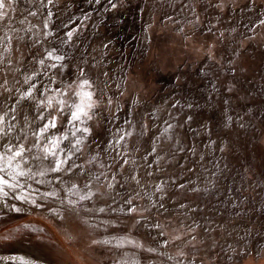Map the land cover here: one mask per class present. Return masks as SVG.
<instances>
[{
    "label": "rangeland",
    "instance_id": "374dc122",
    "mask_svg": "<svg viewBox=\"0 0 264 264\" xmlns=\"http://www.w3.org/2000/svg\"><path fill=\"white\" fill-rule=\"evenodd\" d=\"M0 11V151L54 166L34 159L39 116L57 114L40 101L87 79L96 102L89 132L67 115L50 131L68 135L61 171L0 198V264H264V0Z\"/></svg>",
    "mask_w": 264,
    "mask_h": 264
},
{
    "label": "snow or ice",
    "instance_id": "6c2138e0",
    "mask_svg": "<svg viewBox=\"0 0 264 264\" xmlns=\"http://www.w3.org/2000/svg\"><path fill=\"white\" fill-rule=\"evenodd\" d=\"M5 7V0H0V10ZM5 13L0 11V19L3 18ZM264 23V21H262ZM72 33H68V36L71 37ZM49 57L54 58L55 60H63V56H54L52 53H49ZM43 63V61H41ZM55 67V65H53ZM90 81L87 79L81 80L78 84L68 85L64 90L57 89L59 98L55 96H50L46 100L40 101L41 107H46L53 109L57 114L49 113L48 117H45L43 114L39 116V119L46 120V123L39 128L38 131L34 132L33 135L37 138V143L33 147H40L43 153L42 157H34L35 160H48L53 158L54 166L50 168H44L38 172L33 173L32 169L29 167L25 169L23 167L24 154L26 151H31V149H26L23 144L18 146L5 145V151H0V198L8 196V191L6 189H11L13 191L17 189L24 190V184L20 182V178H35L36 175L43 176L48 171L59 172L61 171L63 165L67 163L70 156L65 153V150L61 147L65 140H68L67 133L61 134L59 136L54 133L49 135L52 129L57 128V120L59 116L67 115V123L71 125L72 135L75 136L76 132L87 133L90 130L87 127H79L78 124H83L87 120L92 119L91 110L96 106V102L93 100V93L86 89L90 88ZM34 88V86H33ZM32 95V92L29 91L25 93L26 97ZM55 101V104L53 103ZM4 117L0 116V137L4 134L3 128ZM19 139V138H18ZM43 140V145L41 146L40 141ZM81 141L79 138L76 140V144H79ZM76 145H73L75 147ZM60 154H65V158L61 159ZM30 187V185H29ZM45 195H54V193H45ZM16 199L22 201H28L29 198L27 195L20 194L15 197ZM84 199V197H81ZM32 204H36L35 199L29 201ZM71 204L72 201H69ZM15 211H20L19 208H15ZM132 210V209H130ZM103 211V209H101ZM4 237H0L3 239ZM128 243H134L133 241H127ZM95 243V242H94ZM105 243H108L107 241ZM119 246V245H118ZM21 264H25L21 258Z\"/></svg>",
    "mask_w": 264,
    "mask_h": 264
}]
</instances>
